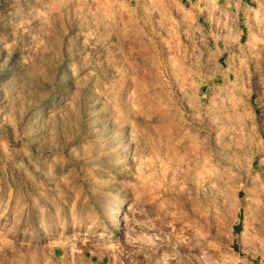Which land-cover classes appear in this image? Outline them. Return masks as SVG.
Returning <instances> with one entry per match:
<instances>
[{
  "label": "rangeland",
  "instance_id": "1",
  "mask_svg": "<svg viewBox=\"0 0 264 264\" xmlns=\"http://www.w3.org/2000/svg\"><path fill=\"white\" fill-rule=\"evenodd\" d=\"M180 254L264 264V0H0V264Z\"/></svg>",
  "mask_w": 264,
  "mask_h": 264
},
{
  "label": "bare ground",
  "instance_id": "2",
  "mask_svg": "<svg viewBox=\"0 0 264 264\" xmlns=\"http://www.w3.org/2000/svg\"><path fill=\"white\" fill-rule=\"evenodd\" d=\"M198 212V211H197ZM209 212V211H208ZM207 212V213H208ZM203 214V213H202ZM209 214V213H208ZM206 215V214H205ZM203 216V215H202ZM211 216H212V214H211ZM200 217V216H199ZM206 217V216H205ZM207 218V217H206ZM212 218V217H211ZM210 219V218H209ZM210 222V221H209ZM210 224H211V222H210ZM213 225V224H212ZM178 242H180V241H178ZM185 246V245H184ZM183 248H184V251H185V247H182V245H180V247H179V251H183ZM187 251V250H186ZM181 253V252H180ZM184 254V253H183ZM182 254V255H183ZM180 256H181V254H180ZM178 257V260H177V262L176 263H174V264H189L188 262H189V259L188 258H186V257H184V256H181V257ZM176 257V258H177ZM170 261V260H169Z\"/></svg>",
  "mask_w": 264,
  "mask_h": 264
}]
</instances>
